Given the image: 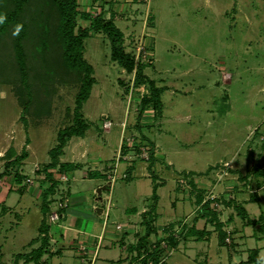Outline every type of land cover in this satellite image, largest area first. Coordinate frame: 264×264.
Here are the masks:
<instances>
[{
	"label": "rangeland",
	"instance_id": "374dc122",
	"mask_svg": "<svg viewBox=\"0 0 264 264\" xmlns=\"http://www.w3.org/2000/svg\"><path fill=\"white\" fill-rule=\"evenodd\" d=\"M78 6L91 18L99 12L106 20L112 18L124 33L125 51L134 55L137 64H145V73L157 86L166 89L160 95L162 115L154 131L144 128L143 133L154 142L151 147L137 128L140 126L138 109L142 96L149 93V84L135 85V70L128 73L111 59V45L106 35L98 32L89 36L85 40L84 56L94 67L96 82L82 107L90 125L84 139L88 155L78 146L79 138L74 136L62 159L87 161L89 166L102 168L111 160L118 166L120 158H124L146 162L148 168L153 154L155 169L152 171L164 183L158 189L161 196L155 219L161 240H165L160 241L163 250L158 264H246L250 249L255 247H260L259 264H264V232H257L258 226L242 219L232 205V201L237 205L243 203L247 215L259 218L264 226V215L260 216L264 213V0H78ZM80 23L89 25L90 19L80 18ZM16 87L0 85V156L10 147L16 155L24 149L29 154L0 176V249L4 255L2 261L7 263H12L14 253L30 251L28 242L38 234L36 223L43 217V194L51 184L42 170L43 165L51 160L49 150L58 141L59 129L73 117L78 91V85L59 83L51 104L48 101L51 114L44 115L43 110L39 120L27 117L28 126H25L14 91ZM43 98L49 99L47 94ZM146 110H149L148 116L143 121L150 122L156 109L150 105ZM103 120H110L112 125L103 127ZM125 136L129 154H123L121 146L119 149ZM8 161L0 158V173ZM165 164L169 165L168 169L164 168ZM124 167V163L120 164L119 175ZM16 171L25 175L21 184L14 177ZM47 171L53 172V179L59 181L55 193L49 196L48 220L63 219L61 209H64L65 222L73 228L76 226L66 230L69 237L75 234L74 239L60 242L61 247L53 236L50 252L71 247L81 255H68L66 264H93L102 245L109 248V257L118 258L123 252L120 237L126 230L131 232L125 244L137 243L145 230L142 213L138 217L128 209L142 208L148 198L152 203V172L151 178L119 177L115 183L113 173L109 177V184H114L111 192L103 189L99 193L96 183L84 177L82 169L72 175L69 170L60 171L58 167ZM201 174L210 178L205 185ZM192 182L203 190L202 203L206 200L212 203L201 208L202 203L196 202L199 191H192L196 189ZM20 186L26 190L20 200L22 207L17 206L14 212L4 216L2 207L10 200L6 194L10 188ZM70 189L73 200L69 197ZM180 193L186 194L195 205L186 203V219L173 228L168 227L166 218L174 214L172 200ZM18 198L17 193L10 202L14 199L16 204ZM54 212L60 214L56 220L50 219ZM215 214L228 230L225 245L219 244L215 222L211 221ZM75 218L77 224H74ZM120 223H135L137 227H121ZM192 225L211 234L195 241L198 235L191 233L187 239L191 242H183L170 254L174 245L168 239L196 230ZM90 232L95 233L93 251L88 250L84 239ZM256 235L263 238L257 239ZM104 239L110 241L106 244ZM149 239L153 248L155 238ZM86 253L93 254L91 260L85 261ZM120 257L113 264H136L127 252Z\"/></svg>",
	"mask_w": 264,
	"mask_h": 264
},
{
	"label": "trees",
	"instance_id": "16d2710c",
	"mask_svg": "<svg viewBox=\"0 0 264 264\" xmlns=\"http://www.w3.org/2000/svg\"><path fill=\"white\" fill-rule=\"evenodd\" d=\"M80 18L90 19V24L83 26L80 23ZM98 32H102L110 41L111 59L118 62L128 73L135 70L134 84H149V93L144 94L141 98V106L137 113L138 121L145 109L150 105L156 109L155 120H159L162 115L160 95L166 88L157 86L154 80L145 73V64H137L134 55L125 51L124 33L112 18L104 19L101 12L91 18L87 11L79 9L78 0H0V85L17 86L14 91L22 107L23 115L21 118L26 121L25 126H28L27 117L39 120L43 116V113L40 112L45 111L44 115L51 114V100L57 93L59 83L61 85H78L73 117L68 122L69 124L59 129L58 141L49 150L51 160L45 163L42 169L46 172L51 184L43 194L41 205L43 217L38 226L39 235L29 243L31 245L39 241V245L26 253H17L11 264H18L21 256L25 259V264L28 262H33V264H51L48 260L42 262L41 258L44 254H52L49 251L50 223L48 221V213L50 211L49 201L51 200L49 196L55 193L59 181L54 180L53 172H48L47 170L56 166H58L60 171L75 170L81 165L80 163L69 161L61 162L59 159L64 153L69 140L73 136H84L90 126L84 117L82 107L83 103L90 97L96 79L93 65L84 56L85 40ZM47 80H51V82H46ZM46 94L49 99L43 98ZM49 100L50 104H48ZM43 102L45 103L43 104ZM137 128L141 130L142 138L146 139L148 144L153 147L154 142L149 136L143 133L139 125H137ZM125 147L123 154L126 153ZM14 154L15 150L10 147L2 155L1 158L9 159V161L5 164V169L0 173V176H3L11 166L22 162L29 153L24 149L22 153L15 154V156ZM150 156L152 157L148 168L152 172L151 176L153 179L152 203L147 210L142 212V224L145 227L144 233L140 235L136 244H131L128 247L130 252H136L133 258L137 264H149L150 260L158 264L161 251L163 250L160 247V238L154 242L153 248L150 247L147 241V238L156 232L155 219L157 218L156 210L159 200L158 188L164 184L159 182L158 176L153 173L155 158L153 154ZM126 171L127 173L131 171L130 166ZM127 173L125 172L123 177L126 178ZM15 176L17 182L21 184L25 175L20 173V171H16ZM89 176L103 175L99 171H92L89 172ZM129 178L130 175L126 179L129 180ZM192 186L196 188L192 189V191H195V193L199 191L196 196V202L201 204L203 197L200 193L202 194L203 190L197 189L198 187L194 182H192ZM209 203L212 202L208 201L207 203L206 200V203H202L201 208ZM227 204L229 205L230 203ZM232 205L238 210V214L242 219H246L247 223L250 222L254 227L258 226L257 232L259 230L264 232V226L258 221L259 218H252L247 215L243 203L238 204V206L237 203L232 201ZM61 210V213H64V209ZM217 215L215 214L214 219H211V221L215 222L219 244L225 245L227 230L225 229L224 221L218 219ZM263 215L264 213L262 212L260 216L263 217ZM189 232L195 233L201 238L204 235L211 234V231L206 229L190 230ZM263 235H256V238H263ZM168 241L175 245L174 237H171ZM123 244L124 241L122 240L121 245ZM259 251L260 247L251 248L246 264H259L261 262ZM0 264L7 263L2 261L0 257ZM161 264H164V262H161Z\"/></svg>",
	"mask_w": 264,
	"mask_h": 264
},
{
	"label": "crops",
	"instance_id": "0c3cea01",
	"mask_svg": "<svg viewBox=\"0 0 264 264\" xmlns=\"http://www.w3.org/2000/svg\"><path fill=\"white\" fill-rule=\"evenodd\" d=\"M3 93L4 92H2V95H3ZM147 111H149V110H146L144 113H143V115H142V117L140 118V120H139V123H140V126L139 127H141V129H143L142 131L143 132H145V130H144V128L146 127V128H149V131H154L153 129H154V125L156 124V120H155V117L154 116H152L153 118H152V121H150V122H144L143 121V118H144V116L146 115V116H148V112ZM142 120V121H141ZM148 121V120H147ZM124 124H123V122H122V127L124 128ZM109 128V127H108ZM125 128H126V126H125ZM145 128V129H146ZM87 132V131H86ZM85 136H86V133H85V135L84 136H76V137H78L79 138V140L77 141V143H78V146H80V147H83V149L85 148V145H86V143L84 142V139H85ZM74 137V136H73ZM126 138H128L127 136H125V137H123V139L120 141V145H119V149H120V146H121V151L123 152V150H124V146L126 145V142H125V140H126ZM72 139V138H71ZM70 139V140H71ZM70 140H69V142H68V144L66 145V147L69 145V143H70ZM127 145H128V143H127ZM66 147H65V149H66ZM123 148V149H122ZM126 148V153H131V151L129 150V148L130 147H125ZM65 149H64V153L60 156V161L61 162H67V161H64L63 159H62V156H64V154H65ZM85 150V149H84ZM86 152H87V150H85ZM3 155V154H2ZM2 155L0 156V158L2 157ZM84 155V154H83ZM88 155V152L86 153V156ZM85 156V155H84ZM124 157H125V155H124ZM69 162H73V163H80L81 165L79 166V167H77L75 170H69L70 171V175H72V174H74L78 169H82V170H84V173H83V176L84 177H86V178H88L89 180H93V182H95L96 183V186H97V192H99V193H101V191L103 190V189H106V190H109L110 192H111V190H112V187H113V183H111V184H109V182H110V175H111V177H112V175H114L115 177V181H113L114 183L115 182H117V180L119 179V177H121V179H126L127 178V176L128 175H130V178H129V180H131V179H133V178H135V177H139V176H144V177H149L150 176V170H149V168H147V166H146V162H143V161H141V163H139L138 161H136V160H131V159H124V158H121L119 161H118V166H116V165H113V163H114V161L112 162V160L111 161H107V163L102 167V168H95L94 166H89V162H87V161H83V162H77V161H69ZM157 162V161H156ZM162 162V161H161ZM161 162H158V164H160V165H162L163 166V162L161 163ZM122 163H124L125 164V167L123 168V172L121 173V175H119V173H118V169H119V166H120V164H122ZM111 166H114V167H116L115 169H112L111 168ZM130 166V168H131V171L129 172V173H127V168ZM56 167H58V166H56ZM97 167V166H96ZM163 168V167H162ZM164 168H166V169H168L169 168V165L168 164H165V167ZM163 168V169H164ZM153 169H155V165H154V167H153ZM141 170V171H140ZM157 170V169H156ZM92 171H99L100 172V174L101 175H103V176H96V177H91V176H89V172H92ZM125 172L127 173V176H126V178L125 177H123V174H125ZM141 172V175H138L137 173H140ZM114 173V174H113ZM159 172H157L156 174H158ZM196 175V174H195ZM200 177H202V184H206V181H207V179H210V178H205L204 177V174H201L200 175ZM150 178H151V176H150ZM200 180V179H199ZM111 182H112V180H111ZM201 184V185H202ZM218 184V183H217ZM217 184L215 185V186H217ZM162 186V185H161ZM161 186H159V187H161ZM15 189V190H14ZM159 189V188H158ZM152 190H153V187H152ZM13 191H16L17 193H18V196H19V198L17 199V203L16 204H14L15 203V200L13 201H11L10 202V200L12 199V197H14L15 198V196H16V194L17 193H14ZM25 192H26V190L24 189V188H21V187H19V188H15V187H12V188H10V190H9V192H8V194H6V199H8V198H10V200H9V202H2V203H4V205H3V207H2V212H4V216H7L8 214H6V213H12V212H14L15 211V209H17L18 207L17 206H19V207H22V205H21V202H20V200L22 199L21 197L23 196V195H25ZM178 192H180V191H178ZM70 198H72V200H73V196H72V190L70 189ZM159 194V193H158ZM152 195V194H151ZM185 195L186 194H184V193H180V195H179V197H175V199L174 200H172V208H173V211H174V214H175V216H174V214L173 213H170L169 214V216L166 218V222L167 223H169V226L168 227H172L173 228V226L174 225H176L178 222H182V221H184L186 218H184L185 217V213H186V211H185V209H186V203H189L191 206H193V205H195V204H191L190 203V201H189V199H187L186 197H185ZM10 196V197H9ZM72 196V197H71ZM160 194H159V200H160ZM67 197V196H66ZM151 197V196H150ZM98 198H101V197H98ZM5 199V200H6ZM69 199V198H68ZM20 202V203H19ZM19 203V204H18ZM149 205H150V202H149V198H148V202H145L144 203V205L142 206V208H138V207H132V208H130V209H128L129 211H131L133 214H135V215H138V217H141V216H139L140 215V213H142L143 211H145V210H147L148 208H149ZM73 206V205H72ZM111 207H112V203H111V196H110V204H109V211L111 210ZM96 208H99V207H96ZM108 211V212H109ZM97 212H98V214H99V216H101L100 214H101V212H99L98 210H97ZM65 216H66V218H65ZM109 217V216H108ZM138 217H137V219H138ZM41 220V218H39V221H37V223H36V226H37V229H38V225L40 224V221ZM67 220V214H65V212H64V215H63V219H60L59 221H57V222H50L49 220V223H50V231H49V234H50V241L52 240V237L53 236H55L56 238L55 239H53L54 241H56L57 242V244H58V246L60 245V247L62 246L61 244L62 243H60V242H63V243H66V242H68V241H71V240H73L74 239V235H70V237L69 236H67V232H66V230L67 229H69V230H73V229H75L76 228V226L73 228V226H72V224L70 223H68V222H65ZM64 221V222H63ZM134 221H136V220H134ZM77 222H78V219L77 218H75V220H74V224H77ZM55 223V224H54ZM64 223H66V224H64ZM132 223V222H131ZM157 223V221L155 222V224ZM120 225H121V227H127L128 228V226L131 228V229H133V227L132 226H136L137 227V225L134 223V224H121L120 223ZM184 225H185V223H184ZM106 226H107V223H106ZM142 226H144V225H142ZM192 226H194V225H192ZM195 227V226H194ZM193 228V227H192ZM196 229H198L197 227H195ZM198 230H201V229H198ZM227 230V229H226ZM158 229H156V232H154L153 234H151L148 238H147V241H148V244L150 245V247H152V245H151V242H150V239L149 238H155V240L153 241V243L158 239V238H160V239H162L161 238V235L158 233ZM228 231V230H227ZM130 232L131 231H129V230H126L125 232H123L122 233V235H121V237H120V241H119V243H120V247L121 248H123L122 249V251L123 252H127L128 254H130L132 257H133V254L135 255L136 254V252L134 251L133 253L132 252H130L129 251V245H131V244H135V243H133L134 241H131V242H129L128 244H125V242H126V237H129V235H130ZM243 232V231H242ZM37 236L39 235V231H37ZM127 233V234H126ZM188 233V232H187ZM94 232H90V233H88L87 234V237H84V239L86 240V242H87V244H88V250L89 251H93V249H94V246H95V243H94ZM193 234V233H192ZM188 235H191V233H188V234H184L183 233V237L181 236V235H178L176 238H177V240H176V238H174V242H175V245L171 248V250L172 251H170V254H172V252L173 251H176L177 250V248H179L180 247V245L184 242L185 243V241L189 244V242H191V241H189V240H187V239H189L190 237H188ZM197 235V234H196ZM36 236V237H37ZM155 236V237H154ZM180 236V237H179ZM192 237V236H191ZM196 237V236H195ZM35 238V237H34ZM181 238H183V241L181 240ZM203 238H205V236L203 237ZM203 238H201V237H199L198 236V238L195 240V241H197V240H201V239H203ZM33 238H31L30 239V241L32 240ZM112 240V239H111ZM122 240L124 241V244L123 245H121V242H122ZM30 241L28 242V246H30L29 247V249L28 250H31V248H33V247H36L38 244H39V241H36L34 244H29L30 243ZM108 241H110V239H108ZM108 241H105V239H104V242L107 244V242ZM194 241V242H195ZM15 242H17V241H15ZM161 242H165V240H161ZM36 244V245H35ZM101 246V245H100ZM103 246V245H102ZM102 246L101 247H99L98 248V253H97V255H96V257H94L95 259H94V261H93V264H97V262H100L101 261V263L102 264H113V262H114V260H117V259H121V257H120V255L122 256V253L118 256V258L116 259V258H113V257H109L108 255H109V252H107V251H110L109 250V248H107V246H105L104 248H102ZM186 246H188V245H186ZM59 247V248H60ZM119 247V248H120ZM91 248H93V249H91ZM120 248V249H121ZM2 250V248L0 249V257H1V259H2V257L4 256L3 255V252L1 251ZM27 250V249H26ZM26 250H22V251H19V252H17V253H26V252H28V251H26ZM103 250V251H102ZM101 252H104V254H101ZM17 253H14V259H15V256H16V254ZM52 254L51 255H48V254H44L43 256H42V258H41V261L43 262V261H49L51 264H66L65 262H66V260H68V255H70V254H77V255H81V253H75L74 252V250L71 248V247H66V248H62V249H58L57 251H55V252H51ZM106 253V254H105ZM44 256H46V259H45V257ZM93 256V254H90V253H86L85 254V261H89V259L91 260V257ZM168 257V256H167ZM167 257H166V259H167ZM56 258V259H55ZM77 258H79L80 259V257H76V259ZM83 259H84V257H82ZM13 259V260H14ZM64 260V261H63ZM163 260H165V258L163 259ZM24 261H25V259L23 258V256H21V257H19V260H18V264H25L24 263ZM113 261V262H112ZM207 261V260H206ZM5 262V261H4ZM13 262V261H12ZM133 262H135L136 264H137V262H136V260L134 259V258H132V263ZM5 263H7V262H5ZM114 263H116V262H114ZM7 264H11L10 262L9 263H7ZM27 264H33V262H28ZM70 264V263H69ZM73 264V263H72ZM74 264H76V262L74 263ZM80 264H84V263H80Z\"/></svg>",
	"mask_w": 264,
	"mask_h": 264
},
{
	"label": "built area",
	"instance_id": "2783aa9c",
	"mask_svg": "<svg viewBox=\"0 0 264 264\" xmlns=\"http://www.w3.org/2000/svg\"><path fill=\"white\" fill-rule=\"evenodd\" d=\"M103 121H104V120H103ZM111 125H112V123H111L110 120H105V121L103 122V127H110ZM114 177H115V176H114ZM114 177H113V178H114ZM59 216H60V214H58V212H54V213L51 214L50 219H52V220H56V219L59 218Z\"/></svg>",
	"mask_w": 264,
	"mask_h": 264
}]
</instances>
